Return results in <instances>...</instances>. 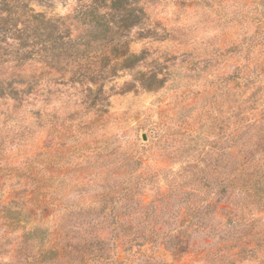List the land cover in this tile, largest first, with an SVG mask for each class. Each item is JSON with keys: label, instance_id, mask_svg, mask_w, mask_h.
<instances>
[{"label": "rangeland", "instance_id": "obj_1", "mask_svg": "<svg viewBox=\"0 0 264 264\" xmlns=\"http://www.w3.org/2000/svg\"><path fill=\"white\" fill-rule=\"evenodd\" d=\"M21 1L59 19L64 35L87 38L82 15L91 0ZM223 1L130 0L134 14L145 12L130 49L148 50L147 63L156 59L159 77H166L152 91L127 90L149 64L91 84V94L88 85L68 83V74L41 61L18 67L7 55L20 48L18 34L11 28L0 35V82L34 75L41 90L21 104L0 97V264H264V185L250 175L261 172L264 155L245 177L222 174L231 169L239 143L231 123L220 128V119L230 117L221 113L222 95L232 96L235 86L225 77L243 61L214 56L236 39L239 22L248 33L259 27L264 0ZM143 29L155 33L141 37ZM28 45L41 49L32 38ZM100 88L103 102H93ZM258 104L264 109V97ZM257 113L247 111L246 122ZM244 132L258 142L256 129ZM137 157L142 175L133 197L118 202ZM189 164L200 169L183 172ZM219 173L231 197L218 203L225 210L214 211L225 192H199L189 175L214 183ZM184 198L202 206L197 217ZM176 233L191 237L182 256L172 249ZM131 244H139L134 254L127 250Z\"/></svg>", "mask_w": 264, "mask_h": 264}, {"label": "trees", "instance_id": "obj_2", "mask_svg": "<svg viewBox=\"0 0 264 264\" xmlns=\"http://www.w3.org/2000/svg\"><path fill=\"white\" fill-rule=\"evenodd\" d=\"M109 1L110 6L106 7ZM223 2L225 1L221 0V3ZM129 5L132 7L130 0H91L86 4L85 12L82 15L89 26L87 38H73L60 31L62 24H60L59 19L47 18L43 14L36 13L24 1L3 0L2 11L6 13V16L0 17V35L11 31V28L18 34L20 48L17 51H12V54H7L16 61L18 67H24L30 61H41L55 69L57 73L68 74V83L88 85V90L92 94L91 84H103L116 77L120 71H132L140 64L150 65L147 63L151 56L148 50L137 54L130 49L133 40L129 37L134 28L143 24L145 12L144 9L139 8L138 13H135L136 16H134L135 9H129ZM17 22H20L23 27L18 28ZM261 22L259 21V27L253 33L243 30L244 25L239 22L236 39L229 42L225 47L215 49L214 52L215 57L230 55V57L236 58V62L243 61L241 66H234L233 72L225 77L227 81L235 83V86L230 91L232 96L225 97L222 95L220 105V107L226 108L221 113L230 114V117L220 119L223 126L218 127L224 130L227 124L231 123L239 138V143L235 144L237 154L231 169L222 173L226 174L229 179H238L248 175V169H251L253 164L260 163L261 160H258L264 155V109L262 108V110L258 104L264 97V19ZM154 33L153 30L143 29L138 35L144 37ZM31 38L34 44L41 46L40 50L28 49V40ZM206 46H208V42ZM258 48L261 51L258 55L254 54L253 52ZM208 60L210 61L206 65L212 62L209 56ZM155 62L156 59H153L151 67L146 72H138L133 76L132 81L127 85L128 91L133 89L152 91L163 86L166 77H159L161 73L157 71V63ZM74 63L75 66L71 67ZM39 79L34 75L19 74L6 82H0V97H9L15 103L20 104L32 97L37 98L41 95ZM101 93L102 88L97 90L93 102H103L100 97ZM249 110L258 111L256 118L252 119L254 120L253 123L246 122L245 114ZM252 128L257 130L256 135L261 133L258 136L254 135L258 142L252 141L253 137L243 138L244 129L250 130ZM248 145L251 146L244 149ZM138 159L137 157L131 161L133 163L132 171L126 175L124 188L116 199L118 202L131 200L133 197L134 187L142 175L138 173L137 168L140 163ZM259 166L262 169L261 172L258 174L254 170L250 175L257 176L256 183H263L261 185H264V164ZM196 169H200L198 165L189 164L184 167L183 172H194ZM219 169L220 167L216 168V170ZM219 174L214 183H211L207 177L204 179L196 175L189 176H191V181L197 184V191H208L220 195L226 179L220 181L222 177L221 173ZM223 192H225L226 197L217 198L214 211L225 210V207H220L218 203L225 201L228 204L230 202L231 192ZM167 195L163 193L161 201H167ZM182 204L183 201L180 200L178 205ZM184 204L193 210L194 217L200 214L199 208H202L200 204H191L186 201V198H184ZM198 218L201 219V216ZM173 239L175 243L172 249L175 256H182L189 251L190 236L184 237L176 233ZM136 245L139 244L128 245L127 250L134 254L133 247L135 249ZM233 255L236 256L235 253Z\"/></svg>", "mask_w": 264, "mask_h": 264}, {"label": "water", "instance_id": "obj_3", "mask_svg": "<svg viewBox=\"0 0 264 264\" xmlns=\"http://www.w3.org/2000/svg\"><path fill=\"white\" fill-rule=\"evenodd\" d=\"M145 139V138H144Z\"/></svg>", "mask_w": 264, "mask_h": 264}]
</instances>
